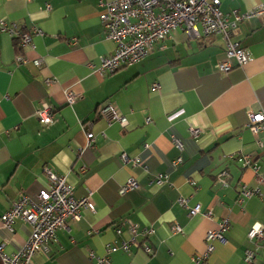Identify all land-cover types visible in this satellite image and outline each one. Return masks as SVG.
<instances>
[{"label": "crops", "instance_id": "crops-1", "mask_svg": "<svg viewBox=\"0 0 264 264\" xmlns=\"http://www.w3.org/2000/svg\"><path fill=\"white\" fill-rule=\"evenodd\" d=\"M113 1L0 0V21L33 34L31 46L21 47L0 30V216L21 194L36 196L50 169L94 212L82 210L79 220L66 221L32 264H91L89 253L104 256L107 244L132 237L139 246L110 254L111 264H192L205 249V234L222 219L229 222L225 242L214 244L207 264H246V250L258 263L260 242L247 240L246 233L264 225V182L256 183L242 158L256 163L264 178V146L257 145L264 144V129L253 136L246 127L248 112L264 113V14L231 32L250 60L243 66L232 60L226 74L215 68L225 57L219 34L193 38L178 29L139 63L103 75L100 58L115 44L105 38L99 16L102 4ZM261 5L264 0H220L219 9L244 13ZM47 78L53 80L49 86ZM66 91L76 95L71 105ZM41 103L54 112L49 126L41 127L34 116ZM105 105L126 124L101 116ZM192 128L200 129L198 138L190 136ZM86 133L93 134L89 148ZM158 174L166 176L160 186L153 183ZM128 179L137 189L120 195ZM243 185L257 187L260 195L238 205ZM179 198L191 208L199 205L201 214L189 218ZM172 226L181 231L172 233ZM147 228L151 234L144 233ZM29 233L19 220L11 230L0 224L3 252H17Z\"/></svg>", "mask_w": 264, "mask_h": 264}, {"label": "built area", "instance_id": "built-area-1", "mask_svg": "<svg viewBox=\"0 0 264 264\" xmlns=\"http://www.w3.org/2000/svg\"><path fill=\"white\" fill-rule=\"evenodd\" d=\"M220 0H115L102 4V11L99 16L100 24L105 32V38L115 44L114 51L100 58L99 72L103 75H110L123 67H131L139 63L153 49V46L159 42L171 37L178 29H182L188 36L193 38L207 37L219 34L224 40V60L218 62L215 66L216 71L226 74L232 69L231 61L237 66L245 65L249 60V53L237 41L231 39V32L237 25L244 20L257 17L264 14V6L255 10H249L244 13L235 11L224 14L219 9ZM48 7V6H47ZM0 30L11 34L21 47H30L32 42V33L21 32L15 27L7 28L3 21H0ZM37 33L36 31H34ZM18 61H24L22 57H17ZM39 66L40 60L33 62ZM52 79L44 80V85L49 86ZM156 87V85L154 86ZM66 102L71 105L75 102L76 95L72 92H65ZM101 116L108 121L117 122L124 126L126 119L117 113L112 106L105 105L100 110ZM34 116L41 127L49 126L54 122V112L52 108L41 103L35 110ZM149 123V120L145 121ZM247 129L256 136L264 129V113L248 112ZM200 129L192 128L190 136L198 138ZM92 133L85 134V148L91 147ZM178 148L179 141L174 139ZM259 147L264 146L257 142ZM82 152V149L79 150ZM123 163L129 162L124 154H121ZM136 165L139 160H131ZM180 159L172 162V165L178 163ZM242 167L251 168L256 183L264 182V178L258 173L256 163L250 161L247 157L242 158ZM47 184L34 197L21 194L11 206L0 216V224L11 230L12 224L19 220L30 226V233L24 245L15 253L7 255L0 246L1 264H32V259L41 249H46L49 243L56 241V232L65 227L68 220H79L82 210L94 212V206L87 198H76L73 195L72 188L67 184L65 177L57 175L50 169H45ZM225 175V172L222 173ZM166 176L158 174L153 183L160 186L165 183ZM137 189V182L134 179H128L125 184L119 187V194ZM236 203L239 205L245 199L260 195L257 187L247 188L245 185L238 189ZM179 206L187 210L189 218L201 214L199 205L189 207L184 198L177 200ZM209 216L210 212L202 214ZM229 229L228 219H222L218 223L216 230H210L205 234V249L202 253L196 254L192 259V264H207L210 254L214 250V244L225 242L224 234ZM131 234L136 231V226H129ZM181 228L172 226V233H179ZM116 233H120L119 229ZM144 233L151 234L152 229L147 228ZM249 241H258L262 248L261 260L255 262L254 252L246 250L243 261L246 264H264V225L254 224L246 233ZM130 245H137L132 237L127 242L120 245L114 243L105 246L104 256H95L89 253L88 257L91 264H111L108 257L117 251L127 252ZM142 250L150 253L147 245L142 246Z\"/></svg>", "mask_w": 264, "mask_h": 264}, {"label": "trees", "instance_id": "trees-1", "mask_svg": "<svg viewBox=\"0 0 264 264\" xmlns=\"http://www.w3.org/2000/svg\"><path fill=\"white\" fill-rule=\"evenodd\" d=\"M16 39L13 38V41L15 42ZM15 45H18V41L15 42ZM1 264V263H0Z\"/></svg>", "mask_w": 264, "mask_h": 264}]
</instances>
